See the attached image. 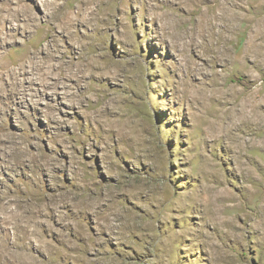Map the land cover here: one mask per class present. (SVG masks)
<instances>
[{"label": "rangeland", "instance_id": "rangeland-1", "mask_svg": "<svg viewBox=\"0 0 264 264\" xmlns=\"http://www.w3.org/2000/svg\"><path fill=\"white\" fill-rule=\"evenodd\" d=\"M263 99L264 0H0V264H264Z\"/></svg>", "mask_w": 264, "mask_h": 264}, {"label": "bare ground", "instance_id": "bare-ground-1", "mask_svg": "<svg viewBox=\"0 0 264 264\" xmlns=\"http://www.w3.org/2000/svg\"><path fill=\"white\" fill-rule=\"evenodd\" d=\"M222 2V1H221ZM221 2H220V4H221ZM223 4V3H222ZM221 4V5H222ZM222 9H223V11H226L227 12V9H225L224 8V5L222 6ZM252 34V33H251ZM251 38H253V37H251ZM243 99V98H242ZM264 100V99H263ZM246 101V100H245ZM250 104V103H249ZM251 105V104H250ZM241 106V105H240ZM245 108H246V106H242L241 108H240V116H245V115H247V111L245 110ZM239 114V113H238ZM249 114V113H248ZM251 117V116H250ZM247 118V117H246ZM248 120H249V118H247ZM225 121V120H224ZM251 121V120H250ZM235 121H233V123H234ZM258 123V122H257ZM227 127V126H226ZM230 128V127H229ZM226 131V130H225ZM263 132V131H262ZM220 133H221V131H220ZM223 135V134H222ZM237 137V136H236ZM239 137V136H238ZM240 138V137H239ZM264 138V137H263ZM242 140H243V138H242ZM264 140V139H263ZM260 141H262L261 139H260ZM241 142H243V141H241Z\"/></svg>", "mask_w": 264, "mask_h": 264}]
</instances>
